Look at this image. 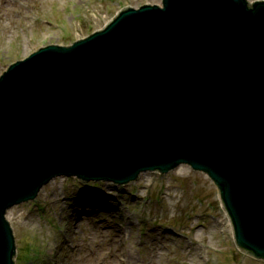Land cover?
Instances as JSON below:
<instances>
[{
    "label": "water",
    "instance_id": "1",
    "mask_svg": "<svg viewBox=\"0 0 264 264\" xmlns=\"http://www.w3.org/2000/svg\"><path fill=\"white\" fill-rule=\"evenodd\" d=\"M184 163L214 180L238 246L264 259V0L129 8L13 63L0 77V264H16L8 209L56 177L125 184Z\"/></svg>",
    "mask_w": 264,
    "mask_h": 264
},
{
    "label": "rangeland",
    "instance_id": "2",
    "mask_svg": "<svg viewBox=\"0 0 264 264\" xmlns=\"http://www.w3.org/2000/svg\"><path fill=\"white\" fill-rule=\"evenodd\" d=\"M145 3L162 0H0V76L38 47L70 45ZM7 218L16 264H133L132 252L143 264H264L236 247L217 187L188 165L123 186L58 177Z\"/></svg>",
    "mask_w": 264,
    "mask_h": 264
},
{
    "label": "bare ground",
    "instance_id": "3",
    "mask_svg": "<svg viewBox=\"0 0 264 264\" xmlns=\"http://www.w3.org/2000/svg\"><path fill=\"white\" fill-rule=\"evenodd\" d=\"M43 9L45 10V7H43ZM129 259L133 264H143L142 261L137 262L136 257L134 256V253L132 252L131 255H129Z\"/></svg>",
    "mask_w": 264,
    "mask_h": 264
}]
</instances>
